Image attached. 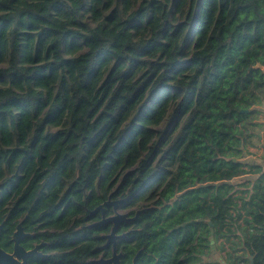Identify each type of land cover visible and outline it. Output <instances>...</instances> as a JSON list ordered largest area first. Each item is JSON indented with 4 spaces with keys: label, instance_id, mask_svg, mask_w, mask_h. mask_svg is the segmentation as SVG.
<instances>
[{
    "label": "trees",
    "instance_id": "16d2710c",
    "mask_svg": "<svg viewBox=\"0 0 264 264\" xmlns=\"http://www.w3.org/2000/svg\"><path fill=\"white\" fill-rule=\"evenodd\" d=\"M184 3L145 0L121 20L102 19L111 0H0L1 248L24 214L30 232L67 225L66 202L62 216L85 215L82 187L92 209L98 183L150 201L124 264L137 251L136 264H222L203 260L219 239L223 264H264V170L242 161L264 112V0H191L171 25ZM93 249L69 251L72 264Z\"/></svg>",
    "mask_w": 264,
    "mask_h": 264
},
{
    "label": "flooded vegetation",
    "instance_id": "af4514ba",
    "mask_svg": "<svg viewBox=\"0 0 264 264\" xmlns=\"http://www.w3.org/2000/svg\"><path fill=\"white\" fill-rule=\"evenodd\" d=\"M2 186L0 183V188ZM95 191L97 198L93 199L92 202L96 205L89 209L87 203L91 192L82 187L85 215L80 212L71 213L72 209L65 216H62L61 213L66 208L67 202L58 209V220H64L68 223L67 225L64 223V227L55 225L51 228L42 227L45 223L42 221L36 225L37 231L30 232L22 226L26 217L24 214L18 219L14 230L9 235V245H6L7 248L0 247V250L10 256L9 260L14 264H72V257L68 252L90 242L94 245L93 252L95 254L86 257L80 264H124L125 249L131 244L128 242V238L134 231L131 226L144 210L141 207L146 204L138 205L140 202H134V196L122 198L115 193V190L106 192L101 189L98 183L95 185ZM43 193L47 194L48 190H44ZM114 218L120 219L112 220ZM75 222H78V226L73 228ZM3 226L4 222L0 223V233L4 231ZM84 228L90 229L87 232L88 235H74L75 232H80ZM44 232L63 233L60 237H66L57 238L56 244L40 238L38 234ZM112 233L114 237L109 239L108 237ZM55 245L62 249H56ZM139 252L137 251L131 261L125 264H136Z\"/></svg>",
    "mask_w": 264,
    "mask_h": 264
},
{
    "label": "rangeland",
    "instance_id": "374dc122",
    "mask_svg": "<svg viewBox=\"0 0 264 264\" xmlns=\"http://www.w3.org/2000/svg\"><path fill=\"white\" fill-rule=\"evenodd\" d=\"M145 1V0H111V4L109 5L108 8H103L102 9V19H104L106 16H108L111 12H115L116 15L119 16V18L121 20H124L128 17V15L133 12L136 11L141 2ZM191 0H185V3L183 5V9H182V14H178V13H174L169 19L168 22H170L171 25L173 26H177L179 24H181L184 19H185V13L187 8L189 7ZM194 2H196V0H193ZM106 2V0H105ZM84 5L85 8H88L89 5V0H84ZM83 16H82V21L84 23H87L89 25H94V21L92 19V15L88 12H82ZM191 26L193 25L190 24ZM75 55V54H73ZM65 57H70L72 55L66 54L64 53ZM113 63H111L105 70V74L104 76H106L107 72H109V69L111 68ZM7 63L6 61L4 63L1 64V66H6ZM262 108L264 109V95H263V100H262ZM173 108V104L170 105V107L168 108V112L166 114V116L164 117L163 121L156 126H153L156 134L153 138V142H157L161 135L164 134V136L166 134H169L171 129H172V125L171 124L168 127V123H169V114L172 111ZM257 122L259 123V125H257L256 127H254L253 129V137H252V145L251 146H244L243 147V156H242V161L249 163V164H259L263 167L264 170V112L260 113L257 117ZM61 125L54 127L51 126L49 124L45 125V128L50 130V131H55L58 128H60ZM166 130L165 133H163ZM145 152L142 154V156H145ZM169 169V168H167ZM19 172V170L17 171ZM259 176V174H247L245 175L242 180H255L257 177ZM236 193L235 195L239 194V187H236ZM150 201L147 200H142L140 201V203L138 205H144V204H149ZM228 243L224 242L223 240L219 239V240H213L211 243V250H210V256L207 258H203L204 261L207 262H213V261H217L223 264V260L226 256V253L229 250L228 248Z\"/></svg>",
    "mask_w": 264,
    "mask_h": 264
},
{
    "label": "water",
    "instance_id": "95a60500",
    "mask_svg": "<svg viewBox=\"0 0 264 264\" xmlns=\"http://www.w3.org/2000/svg\"><path fill=\"white\" fill-rule=\"evenodd\" d=\"M118 219H120V218H114V219H112V220L117 221ZM113 233H114V230H113ZM113 233H112L111 236L108 237L109 239H113V237H114V234H113ZM17 249H18V248H17ZM9 258H10V256H8L7 254H5L3 251L0 250V263H1V264H14V263H12V262L9 260Z\"/></svg>",
    "mask_w": 264,
    "mask_h": 264
}]
</instances>
